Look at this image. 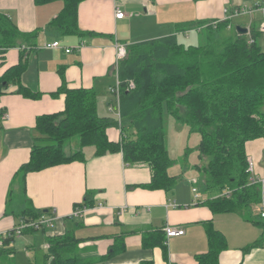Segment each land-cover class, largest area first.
<instances>
[{"label": "crops", "instance_id": "1", "mask_svg": "<svg viewBox=\"0 0 264 264\" xmlns=\"http://www.w3.org/2000/svg\"><path fill=\"white\" fill-rule=\"evenodd\" d=\"M264 5V0H83L78 5V24L92 34L79 37L63 35L50 26V21L63 6L61 0L35 4L34 0H0V12L20 32L34 33L28 41L8 48L0 58V75L25 54L26 69L21 76L25 86L42 93L40 98H25L9 85L0 94V240L21 221L20 213L29 206L57 218L53 227L23 231L13 245L26 255V264L35 258L36 239L48 247L47 237L73 230L80 238L79 248L89 264H195V257L207 251L204 225L211 222L226 240L219 255L220 264H264V228L259 216L264 206V138L247 141V159L253 162V175L260 179V201L240 212H212L203 202L201 188L193 182L198 176L184 172L170 191L147 189L140 185L150 181L146 164H127L122 154L94 156L93 149L84 151L83 161H72L39 171L18 172L29 160L35 143L36 118L64 108V95L53 97L61 83L59 68L70 88H93L97 93V111L115 112L114 95L109 88L117 80L116 43L125 45L157 39L175 31L180 23L216 21L236 7ZM123 12L116 18L114 8ZM263 14L254 9L250 14L234 17L238 25L258 29ZM203 26L179 34H199ZM230 32V31H229ZM247 32V33H248ZM57 41L58 47H45ZM182 43V42H181ZM264 44V41L262 42ZM69 48L70 51H65ZM109 104L113 110L109 111ZM109 113L103 114L106 116ZM111 116V115H107ZM115 117V116H114ZM120 129H107L109 139L116 141ZM197 188L195 197L193 187ZM90 192L91 204L81 218H70L74 205L82 203ZM18 193L16 205L13 204ZM20 199V200H19ZM20 201H22L20 203ZM251 217L250 219H247ZM165 226L182 229L183 234L167 237L166 248L144 245L143 236ZM164 231V230H163ZM39 233L41 235H36ZM45 236V237H44ZM116 252L105 257L112 248ZM16 249V250H17ZM46 250V248H44ZM16 263V253L14 254ZM28 260V261H27ZM44 263V257H43Z\"/></svg>", "mask_w": 264, "mask_h": 264}, {"label": "trees", "instance_id": "2", "mask_svg": "<svg viewBox=\"0 0 264 264\" xmlns=\"http://www.w3.org/2000/svg\"><path fill=\"white\" fill-rule=\"evenodd\" d=\"M52 1L34 0L35 4ZM61 1L63 6L49 25L63 35H91V31L82 30L78 24V5L83 0ZM232 21L233 18H227L180 23L175 25L174 33L126 45V54L117 62L116 69L119 82L116 117L99 115L96 91L68 87L63 67H60L61 83L52 96L64 95V108L36 118L35 143L29 160L18 172L25 175L59 164L83 161L85 147H92L94 156L119 152L127 164L148 165L150 181L140 186L170 191L180 176L169 174L175 160L164 145L165 110L175 121L185 125L190 134L200 136L196 149L198 162L191 166L188 163L189 148L183 159L185 166L198 172L195 183L206 196L203 203L214 213H243L258 203L260 184L249 182L245 144L264 138V44L258 42L259 38L264 40V32L250 27L247 34H238ZM201 26L202 43L185 45L178 41V32ZM35 36L36 32H20L0 12V58L8 48ZM24 56L22 51L19 61L0 75V94L12 85L14 92L25 98L41 97L40 91L30 89L21 81L26 69ZM131 82L132 87L129 86ZM111 127L120 129L116 141L107 135ZM74 136L78 137L79 147L67 153L64 144ZM225 190L230 194L221 195ZM89 204L90 192L76 205ZM42 213H35L27 206L20 216L29 222ZM261 225L264 228V222ZM204 228L208 248L195 257V264H220L219 255L226 247L225 237L211 222L205 223ZM143 240L144 245L162 247L166 254L163 230L147 233ZM14 241L15 236L1 239L0 264H15ZM47 242L44 264H89L80 254V238L73 230L47 237ZM115 252L113 247L105 257ZM140 264L153 263L143 261Z\"/></svg>", "mask_w": 264, "mask_h": 264}, {"label": "rangeland", "instance_id": "3", "mask_svg": "<svg viewBox=\"0 0 264 264\" xmlns=\"http://www.w3.org/2000/svg\"><path fill=\"white\" fill-rule=\"evenodd\" d=\"M233 27L238 25L239 21L238 19H234L232 21ZM259 23L256 20L255 25L259 27ZM227 33L229 32L226 30ZM225 33H222L224 35ZM179 40L185 45H196L199 43H202L204 40L203 37V32L199 34V39L197 38V33H191L190 37L184 36L183 34H179ZM264 40L262 38L258 39L259 43H262ZM99 115H103L106 113H109L107 115L115 116L116 117V112H107L106 110L102 113L100 108L98 109ZM163 131H164V145L165 148L168 151L169 156L175 160V163L169 168V172L171 174H181L184 172L186 176L188 177L191 173L198 175V172H196L193 168L185 166L184 165V154L186 148L190 149V152L187 157L188 163L191 165L195 164L198 162V157H197V146L200 140V136L197 133H189L186 126L183 125L182 123H179L175 121L171 116L167 114V112L164 110L163 111ZM78 137L74 136L71 139H69L65 144H64V150L68 153L70 151H74L78 149ZM92 147H85L84 151L88 153L90 150H92ZM190 177V176H189ZM18 198V193L15 194V198L13 199V204L16 205L18 203L16 199ZM20 200V199H19ZM22 201H20L21 203ZM28 232V231H25ZM36 235H41L39 233H35ZM45 237V236H44ZM41 237H38L36 239V249H35V258H34V263L35 264H44L43 263V257L47 253V247L46 243H42ZM46 248V250H44ZM17 249V247H16ZM26 255L23 251L20 249L16 250V263L17 264H26ZM28 261V260H27Z\"/></svg>", "mask_w": 264, "mask_h": 264}, {"label": "built area", "instance_id": "4", "mask_svg": "<svg viewBox=\"0 0 264 264\" xmlns=\"http://www.w3.org/2000/svg\"><path fill=\"white\" fill-rule=\"evenodd\" d=\"M254 9L260 10L261 13L263 14V18L261 23H259V27L258 30L260 32H264V5H257L254 6L253 8H249V7H236L233 8V11L230 12L229 10L226 12V18H234V17H238L241 15H245V14H250ZM114 14L116 18H122L124 16V12L119 8V7H115L114 8ZM215 23V22H214ZM59 43L57 41L52 42V43H48L45 45V47H58ZM65 51H70L69 48H66ZM126 54V45L125 44H121V43H116V58L117 61H119L120 59H122ZM130 87L133 86V83L131 82L129 84ZM119 82L118 80H116V82L114 83V85L112 87L109 88V91L112 93V95H114V99H115V107H116V115H118V97H119ZM109 111L113 110V106L109 105ZM7 118V113L2 111L0 112V121H3ZM248 161V165H247V171L250 174L249 177V182L250 183H256V184H261L260 179L256 178L253 175V162L250 159H247ZM196 179H193V182L195 183ZM193 192H195V197L198 196L197 194V188L194 186L192 188ZM230 191L225 190L223 193H221V195H229ZM87 206L86 205H76L73 210L72 213L70 214V218H81L84 215V212L86 210ZM259 216L261 219H263L264 221V206L261 205L260 207V211H259ZM56 216L53 215H49L47 213H42L39 215V217H37L36 219L29 221V222H25L23 219H21L20 223L18 226H16L14 229L10 230L9 232H7L6 234H4L3 237L6 236H20L24 229H28L31 228L32 230H44V229H48L53 227L54 222L56 220ZM164 232L166 234L167 237H173V236H178L183 234V230L182 229H174L170 226H165L164 227ZM0 245H1V240H0Z\"/></svg>", "mask_w": 264, "mask_h": 264}, {"label": "water", "instance_id": "5", "mask_svg": "<svg viewBox=\"0 0 264 264\" xmlns=\"http://www.w3.org/2000/svg\"><path fill=\"white\" fill-rule=\"evenodd\" d=\"M235 30L237 31L238 34H247L248 30L246 27H241L239 25L235 26Z\"/></svg>", "mask_w": 264, "mask_h": 264}, {"label": "bare ground", "instance_id": "6", "mask_svg": "<svg viewBox=\"0 0 264 264\" xmlns=\"http://www.w3.org/2000/svg\"><path fill=\"white\" fill-rule=\"evenodd\" d=\"M40 215V214H39Z\"/></svg>", "mask_w": 264, "mask_h": 264}]
</instances>
